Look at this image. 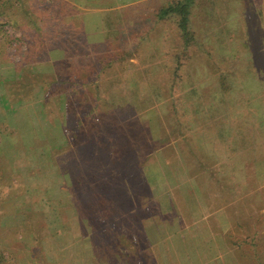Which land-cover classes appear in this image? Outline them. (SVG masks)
<instances>
[{
    "label": "crops",
    "instance_id": "crops-1",
    "mask_svg": "<svg viewBox=\"0 0 264 264\" xmlns=\"http://www.w3.org/2000/svg\"><path fill=\"white\" fill-rule=\"evenodd\" d=\"M14 5L5 242L16 215L51 264H264V0Z\"/></svg>",
    "mask_w": 264,
    "mask_h": 264
},
{
    "label": "rangeland",
    "instance_id": "rangeland-1",
    "mask_svg": "<svg viewBox=\"0 0 264 264\" xmlns=\"http://www.w3.org/2000/svg\"><path fill=\"white\" fill-rule=\"evenodd\" d=\"M10 1L12 5L11 13L12 14V20L11 22L8 21L6 18H1L0 17V132L2 131V128L4 126L3 123V115L6 114V112H2V101L3 97L6 95V91L8 90H13L15 92H24V85L22 88H19L17 85H6L4 86L2 84V81L4 80L3 77H6L7 75H4L5 73L13 72L12 70H9L8 68L10 67V64H17V47H9L11 43H14V45L21 46L19 41L21 38V32L24 30L25 26V21L23 18L19 19V14L24 15L23 12H26V7L21 6V9H18L17 6L14 5V2L16 0H3V2ZM1 3L2 0H0ZM1 7V6H0ZM7 12L9 11L6 10ZM12 66V65H11ZM16 69L14 70V73L18 71V67H15ZM3 73V74H2ZM5 92V94H4ZM25 97V95H21ZM17 103V101H15ZM25 103H28L27 101ZM6 128V127H5ZM7 129V128H6ZM5 129V131H6ZM6 133H9V131ZM0 133V212H2V203H7L8 200H11L12 195L14 194V191H16L17 185H11V187H7V182L12 180L9 178L11 175L9 173V164L8 161V155H7V150L4 149V146L6 145L5 143L7 142V139L2 137L4 134ZM12 135V134H11ZM9 137V136H8ZM26 141L32 142L33 140L35 141L34 138L26 137ZM4 140V141H3ZM8 143V142H7ZM8 145V144H7ZM7 151V152H6ZM11 161V160H10ZM10 179V180H9ZM16 182V181H15ZM14 198V197H13ZM12 198V199H13ZM16 203V202H15ZM17 205V203H16ZM3 213V212H2ZM15 222H16V228H12L10 231L12 236V240L16 242L13 244L14 247L9 246L7 242H5V239L3 238L4 232L2 230L3 226V221H2V216H0V253L3 254V256L10 261L8 264H51L52 260L49 255L51 254H46L45 250L50 249L49 244L41 245V243H37L36 246L34 247L33 245H24L26 243V237L24 235V230L27 225L26 222H24V226H19L17 224V216L15 215ZM22 227V228H21ZM23 233V234H22ZM19 243V244H18ZM9 247L15 248V251H10ZM17 247L20 248V251L17 250ZM29 248V250H28ZM22 250V251H21ZM28 251L30 253H28ZM36 251V252H35Z\"/></svg>",
    "mask_w": 264,
    "mask_h": 264
},
{
    "label": "trees",
    "instance_id": "trees-1",
    "mask_svg": "<svg viewBox=\"0 0 264 264\" xmlns=\"http://www.w3.org/2000/svg\"><path fill=\"white\" fill-rule=\"evenodd\" d=\"M3 2V0H2ZM0 17L1 18H6L8 21L11 22L12 20V14H10L11 12V9H12V5H11V2L10 1H6V2H3L1 3L0 2ZM8 7H9V11L7 12L6 10H8ZM175 9V8H174ZM169 9V10H165L163 11V13L165 14H168V13H172L174 11H176V9ZM177 12L179 13L180 15V21L178 23V27H179V30L181 32V36L183 38V40L185 41V44H187V41H188V29H187V26H188V21H187V8L186 6H179V8H177ZM1 133V132H0ZM10 261H8L2 253H0V264H8Z\"/></svg>",
    "mask_w": 264,
    "mask_h": 264
}]
</instances>
